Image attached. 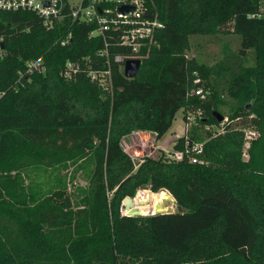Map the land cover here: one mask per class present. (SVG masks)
Wrapping results in <instances>:
<instances>
[{
    "label": "trees",
    "instance_id": "16d2710c",
    "mask_svg": "<svg viewBox=\"0 0 264 264\" xmlns=\"http://www.w3.org/2000/svg\"><path fill=\"white\" fill-rule=\"evenodd\" d=\"M146 2L163 27L136 76L112 65L111 93L84 70L72 81L60 74L66 60L94 58L103 47L100 37L88 36L92 24L64 18L48 30L32 11L0 10V264H264L262 0ZM67 30L72 38L62 46ZM215 32L238 35L239 56L254 53V66L229 84L236 106L225 132L193 124L187 138L174 140L173 151L201 142L196 162L189 153L174 160L162 151L135 162L123 138L143 130L161 139L180 109L185 120L188 110H201L196 123H221L213 87L193 83L204 66L185 53L193 35ZM108 45L111 53L129 51ZM37 57L46 71L18 81V71ZM244 125L259 130L247 159ZM77 171L85 186L74 182ZM141 189L167 190L177 209L123 213L124 197ZM165 196L162 202L171 199Z\"/></svg>",
    "mask_w": 264,
    "mask_h": 264
},
{
    "label": "built area",
    "instance_id": "2783aa9c",
    "mask_svg": "<svg viewBox=\"0 0 264 264\" xmlns=\"http://www.w3.org/2000/svg\"><path fill=\"white\" fill-rule=\"evenodd\" d=\"M122 6L129 7L123 12ZM0 10L16 11L29 10L42 18L46 29L51 30L64 18L72 23H87L94 27L89 31L90 38L100 37L103 47L99 49L94 58L86 57L82 60H66L60 72L61 76L68 81L75 80L77 75L84 70L88 79L111 93L112 65L118 64L124 68L127 59H139L147 56L150 46L154 43V34L163 27V23L156 15L151 14L146 0H0ZM72 32L67 30L58 40L60 45L70 44ZM3 38L0 37V46ZM111 40V42H109ZM122 46L129 49L126 53H111L109 45ZM46 66L42 57L26 61L25 66L18 71V81L29 83L36 74L44 73ZM191 94L201 97L205 92L201 87L192 88ZM4 91H0V97ZM201 110L196 115L189 113L187 120L201 116ZM194 116V117H193ZM196 119V118H195ZM257 131L247 130L244 132L245 141L257 137ZM191 149L177 150L169 156L174 160H181L184 153H190ZM195 154L201 152V145L194 148ZM196 162V157L190 158Z\"/></svg>",
    "mask_w": 264,
    "mask_h": 264
},
{
    "label": "rangeland",
    "instance_id": "374dc122",
    "mask_svg": "<svg viewBox=\"0 0 264 264\" xmlns=\"http://www.w3.org/2000/svg\"><path fill=\"white\" fill-rule=\"evenodd\" d=\"M264 11V0H262V9ZM153 43L152 45H154ZM240 46V37L234 33H210L207 35H193L190 38L189 48L186 50L188 57H193L199 65L204 66L205 75H200L197 71L194 73L193 83L199 81H207L211 87L215 98L219 103V113L224 115V119L219 125L216 124H204L200 125L196 123L197 118L191 120L183 119L182 109L178 110L172 126L159 140H156L154 135L148 131H135L127 135L122 140L124 149L134 159L135 162L141 161V158L148 156H158L160 151L164 152L168 157L175 151H173L174 140L182 135L188 137V131L191 126L197 124L198 130L201 132L210 133L212 135L222 134L225 132L224 124L230 122V114L232 109L235 108L236 103L229 94V84L233 76L240 74L245 69L254 66V53L249 51L246 56L242 57L238 55V49ZM149 50H147L148 52ZM193 88V87H191ZM189 113L196 115V112L187 111L185 116ZM194 117V116H193ZM235 120L231 123H236L235 128L241 129L240 125ZM242 130L257 131L259 130L254 125L242 126ZM257 135V137H258ZM255 137V138H257ZM252 139H248V142L244 141L242 147L241 158L247 159V149ZM201 142H190L189 147L191 149L189 156L195 157L194 148L200 146ZM188 147V148H189ZM171 158V157H170ZM74 165H70L67 173L74 170ZM66 172V171H65ZM74 182L82 186L86 185V175L81 171L75 173ZM139 193L132 196L134 198V207L140 210L144 214H152L156 210L157 204L162 202V196H165V190H159L153 192L149 189L138 190ZM151 193V194H150ZM170 197H173L169 192ZM166 198V196H165ZM168 205H171L174 210L177 209L176 203L173 204L168 201ZM130 208L125 205L121 207L123 213L129 212Z\"/></svg>",
    "mask_w": 264,
    "mask_h": 264
},
{
    "label": "water",
    "instance_id": "95a60500",
    "mask_svg": "<svg viewBox=\"0 0 264 264\" xmlns=\"http://www.w3.org/2000/svg\"><path fill=\"white\" fill-rule=\"evenodd\" d=\"M120 9L123 12H127L130 8L126 7V6H122ZM140 64H141V60H139V59H127V60H125L124 68H123L124 75L126 77L136 76L138 71H139ZM214 115L216 116L218 121L223 120V115H221L220 113L214 112ZM164 192L169 194V192L167 190H165ZM138 193H139V191H137L135 193V195ZM171 198L172 199H165L163 202L157 204L156 210L152 214L174 212L175 211L174 208L171 205H168V201L173 203V204L176 203L174 197H171ZM122 203L127 208H130L129 212L126 213L127 215H135V216L147 215V214L142 213L140 210H138L137 208L134 207V198H132L130 196L124 197Z\"/></svg>",
    "mask_w": 264,
    "mask_h": 264
},
{
    "label": "bare ground",
    "instance_id": "6f19581e",
    "mask_svg": "<svg viewBox=\"0 0 264 264\" xmlns=\"http://www.w3.org/2000/svg\"><path fill=\"white\" fill-rule=\"evenodd\" d=\"M172 199V198H171Z\"/></svg>",
    "mask_w": 264,
    "mask_h": 264
}]
</instances>
